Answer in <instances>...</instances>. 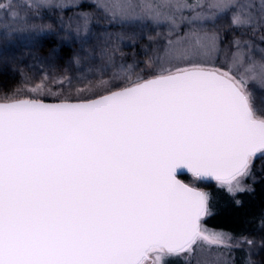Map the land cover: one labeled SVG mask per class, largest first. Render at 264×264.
<instances>
[{
    "label": "snow or ice",
    "instance_id": "obj_1",
    "mask_svg": "<svg viewBox=\"0 0 264 264\" xmlns=\"http://www.w3.org/2000/svg\"><path fill=\"white\" fill-rule=\"evenodd\" d=\"M30 7L63 5L44 0ZM95 7L109 23L167 29L164 63L171 67L153 57L147 75L121 65L76 103L7 95L0 101V264H169L180 254L201 264L198 241L229 246L231 236L202 226L211 194L195 181H215L235 197L251 190L244 180L254 161L264 160V106L250 87L264 90V57L248 55L253 44L240 39L220 67L202 57L217 48L225 18L234 30L261 32L264 41V6L98 0ZM15 9L13 0L0 4L14 18ZM93 22L88 12L68 22L65 39L86 53L73 61L114 66L125 55L124 34L105 30L98 38ZM45 27L52 29L24 21L0 33V41L29 39L26 33ZM185 170L193 184L179 178Z\"/></svg>",
    "mask_w": 264,
    "mask_h": 264
},
{
    "label": "rangeland",
    "instance_id": "obj_2",
    "mask_svg": "<svg viewBox=\"0 0 264 264\" xmlns=\"http://www.w3.org/2000/svg\"><path fill=\"white\" fill-rule=\"evenodd\" d=\"M71 1L80 2L84 0ZM95 1L98 2V0ZM6 2L7 0H0V4ZM37 2L41 1L13 0V3L16 5L15 10L18 12V16L14 18L10 14L4 11H0V33H3L6 28H12L17 26L18 24H22L24 21H26L28 24L46 26L43 22H41L40 15L38 11H36V8L30 7V5ZM239 2L253 5L254 10L256 11H259V9L264 6V0H239ZM45 9H48V7H45ZM58 23L60 22L54 20L51 30L45 27V30L43 32L26 33L25 35L30 37L29 39L18 40L14 43H6L4 41H0V71H6L8 74H10L11 78L15 79L12 87L5 88L4 97L7 95L14 96V98L19 99L39 98L43 100V102L52 103H60L62 99L67 98L69 102H81L82 99L80 98L82 94H89V89L98 90V86L100 85L101 80L109 81L112 79L113 73H119L123 70L121 68V65L124 66V69L127 68V64H125L124 61H121L120 58H118V60L116 59V63L114 66L103 67L101 65V61L98 58L95 61L81 60V63L79 64L78 74H76V76L71 75L72 80L65 76L68 73L64 74V72H61L60 75H51V80L46 81L42 76L44 68L45 72H47V67H59L63 63L52 61V58L46 59L45 57H41L39 49L44 38H53L57 36L59 32L68 31L67 27H62ZM229 25L230 18H225V20L221 22L219 28L221 39L222 35H224L226 32H234L232 34L233 40H250L252 42L253 47L251 48V50H246L248 55H251L257 60L264 57V52L261 51V49H264V41L260 39V36L262 34L261 32H257L255 35H253L251 32L242 33L241 31L232 29ZM212 27L213 26L211 24L208 25L209 29H212ZM157 32H160L161 35L157 36ZM120 33L124 34V39L120 41V48H122L121 46H127L129 43H133L142 44L146 48L152 47L151 49L155 50L156 45H160L162 43L164 44L165 42L167 43V40L164 38L167 33V29L165 28L156 29L149 26L146 29H141L140 27L134 25L131 30H121ZM148 36L156 37L155 41H149ZM233 40L231 41L230 46L226 47H223L222 41L220 40L215 50L204 54L202 60L205 65L208 67H220L222 64H225L228 60H230L232 55L237 51ZM85 55L86 53H84V56ZM117 56H119V54ZM164 58H162L158 64L164 67H171V65L164 63ZM75 66L78 67V65ZM66 70L69 71L70 69L68 68ZM0 74L2 73L0 72ZM44 75L46 76V73H44ZM57 76H60L62 78L60 79L58 77L55 79V77ZM42 83L44 85V88L39 95L31 91V89L34 88L35 85ZM250 87L255 97V104L258 106H264V90L251 85ZM88 96L89 95H87L86 98ZM4 97H2L0 101H2ZM263 163L264 160L260 158H257L254 161L252 175L244 180V183L248 187L255 183L258 180L259 176H261L260 168H258L257 165L259 164V166H261V164ZM188 181L190 184H193L194 182L193 179ZM210 184L212 183L208 181L201 183L195 181V186H199V188L203 189L204 191H206L207 186ZM214 184L217 186L216 182H214ZM209 216L210 214L203 217V221H207ZM203 227L210 232L214 231L217 233H226L224 231L213 230L206 224H204ZM232 240L233 239L231 236V240L228 241L229 246L210 245L198 241V244L201 245V250L198 257L201 261V264H232L233 257H229L231 252H227L228 249L232 248ZM179 260L181 264H189V262L186 261L184 254L171 257L169 259V264H179Z\"/></svg>",
    "mask_w": 264,
    "mask_h": 264
},
{
    "label": "trees",
    "instance_id": "obj_3",
    "mask_svg": "<svg viewBox=\"0 0 264 264\" xmlns=\"http://www.w3.org/2000/svg\"><path fill=\"white\" fill-rule=\"evenodd\" d=\"M44 2V0H40ZM47 2L63 7H51L48 9H36L40 15V20L46 26L52 25L54 20L59 21L62 27L68 28L70 19L75 20L81 12L94 14V22L92 25L96 37L103 38L102 33L107 30L111 33H120L121 30H131L135 24H116L109 23L106 17L95 7L97 1L84 0L75 2L71 0H47ZM63 21V25L61 22ZM59 32L53 38H44L41 42L39 53L41 57L46 59L52 58V61L63 63L59 67H47L42 72L43 79L51 80V75H60L64 72L70 80L72 76L78 74L79 65L73 61L74 55L84 57L79 43L75 39H65V35L70 32ZM234 31V30H233ZM226 32L222 35L223 47L230 46L233 40V34ZM155 41V40H154ZM162 42V40H161ZM166 43V42H165ZM156 45V49L146 48L142 44L129 43L127 46H121V51L125 54L123 57L117 56L125 64L134 65L135 71L139 72L145 69L142 74H149L145 67V62L150 58H159L157 63L165 57L166 44ZM85 60V59H81ZM37 62V61H35ZM49 63V62H46ZM70 63V64H69ZM216 67V66H215ZM70 69L67 71L66 69ZM0 99L4 97L5 88L13 86L15 79L11 78L6 71H0ZM46 73V76L44 75ZM62 78L60 76L56 78ZM54 79V80H55ZM89 94H82L80 99L86 98ZM257 163V162H256ZM261 176L249 188L250 191L238 193L235 197L229 195L225 190L219 188L215 184L208 185L206 191L211 194L210 199V216L205 224L217 231H224L232 236L233 245L227 252H231L229 257H233L232 264H264V163L259 166ZM236 200L241 203L237 205ZM252 241L251 244L248 241ZM179 264H181L179 260Z\"/></svg>",
    "mask_w": 264,
    "mask_h": 264
},
{
    "label": "flooded vegetation",
    "instance_id": "obj_4",
    "mask_svg": "<svg viewBox=\"0 0 264 264\" xmlns=\"http://www.w3.org/2000/svg\"><path fill=\"white\" fill-rule=\"evenodd\" d=\"M179 178H181L185 183H189V181L188 180H194V178L191 176V173H189V172H184ZM199 182V181H198ZM208 182H210V183H212V184H214V182L215 181H208ZM199 183H201V182H199ZM190 184V183H189ZM212 184H210V185H212ZM198 188H199V186H198ZM201 189V188H200ZM203 190V189H202ZM207 192V191H206ZM201 223H202V226L205 224V221H203V218H202V221H201ZM181 255V254H180Z\"/></svg>",
    "mask_w": 264,
    "mask_h": 264
},
{
    "label": "water",
    "instance_id": "obj_5",
    "mask_svg": "<svg viewBox=\"0 0 264 264\" xmlns=\"http://www.w3.org/2000/svg\"><path fill=\"white\" fill-rule=\"evenodd\" d=\"M44 103H48V104H56V103H52V102H44ZM76 103V102H73ZM184 172H187V170H185Z\"/></svg>",
    "mask_w": 264,
    "mask_h": 264
}]
</instances>
